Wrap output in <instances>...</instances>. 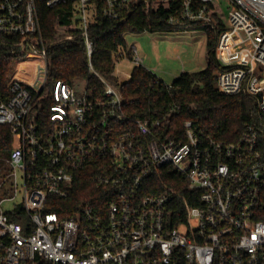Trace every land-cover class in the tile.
I'll use <instances>...</instances> for the list:
<instances>
[{"label":"built area","instance_id":"obj_1","mask_svg":"<svg viewBox=\"0 0 264 264\" xmlns=\"http://www.w3.org/2000/svg\"><path fill=\"white\" fill-rule=\"evenodd\" d=\"M229 1L216 49L227 69L217 86L223 94L256 96L264 114V0ZM216 3L0 0V45L16 57L8 96H0V124L9 125L14 138L0 174V264H264V122L249 123L227 143L202 140L186 120V140L163 139L155 134L159 121L128 120L119 88L91 62L103 97L86 89L77 94L58 80L44 115L48 123L41 117L49 73L43 8L72 6L90 59L89 28L99 13L122 21L139 6H162L175 25L210 21L219 14ZM132 61L143 65L135 46ZM29 62L33 82L15 76L19 64ZM90 164L102 200L63 218L53 210L55 200L72 196L80 170Z\"/></svg>","mask_w":264,"mask_h":264},{"label":"trees","instance_id":"obj_2","mask_svg":"<svg viewBox=\"0 0 264 264\" xmlns=\"http://www.w3.org/2000/svg\"><path fill=\"white\" fill-rule=\"evenodd\" d=\"M71 7L63 5L55 9H42L43 30L49 43V73L40 96L43 124L48 123L44 115L52 103L50 96L58 80L73 85L76 79H84L86 90L93 98L103 97L104 84L91 70L90 62L96 72L119 88L123 98V111L128 120L140 118L159 121L155 134L163 139L186 140V120L193 122V127L202 140L214 139L227 143L238 140L249 123L259 125L264 122V114L259 110L256 96L246 92L227 95L218 89V74L227 69L219 62L216 54L219 36L227 27L219 14L213 13L208 22L172 25L167 21L170 11L162 6L148 11L144 6H139L122 21L105 18L99 13L89 28L93 41V53L89 59ZM197 29L207 34L206 69L198 72L184 71L173 82L167 83L146 66L135 65L128 80H118L115 74L118 59L125 55L132 58L126 41L127 34ZM70 36L71 39L68 38ZM15 61L13 49L9 45H0V96H8L6 83ZM30 64L31 62L19 64L15 76L33 82L26 70ZM13 140L10 126L0 124V174L4 158L12 150ZM95 173L96 168L92 164L82 168L73 184L72 196L67 200H55L57 207L53 210L66 218L80 204L89 200L93 204L99 203L104 190L96 186ZM156 179L169 181L166 178ZM170 184L179 188L173 181ZM65 206H69L66 212L62 210ZM10 216L22 223L28 221L24 215L18 217L12 213Z\"/></svg>","mask_w":264,"mask_h":264},{"label":"rangeland","instance_id":"obj_3","mask_svg":"<svg viewBox=\"0 0 264 264\" xmlns=\"http://www.w3.org/2000/svg\"><path fill=\"white\" fill-rule=\"evenodd\" d=\"M160 5L156 2L155 7ZM217 12L228 23L232 5L229 0H217ZM128 49L135 46L145 65L155 69V73L171 83L183 71L198 72L207 68V34L203 30L157 31L129 33L126 35ZM136 64L127 55L116 63L118 80H128ZM73 86L77 94H84L86 81L76 79ZM116 86V85H115Z\"/></svg>","mask_w":264,"mask_h":264},{"label":"crops","instance_id":"obj_4","mask_svg":"<svg viewBox=\"0 0 264 264\" xmlns=\"http://www.w3.org/2000/svg\"><path fill=\"white\" fill-rule=\"evenodd\" d=\"M138 53H139V52H138ZM142 59H143V65L146 66V65H145V62H146V61H145V58H142ZM146 67L149 68L150 70H152L153 72H155V69L151 68L149 65H147ZM183 72H184V71H183ZM180 74H181V73H180ZM180 74H179V75H180ZM179 75H178V76H179ZM178 76H177V77H178ZM177 77H176V78H177ZM162 79H163V78H162ZM163 80H164V79H163ZM167 83H168V82H167Z\"/></svg>","mask_w":264,"mask_h":264},{"label":"bare ground","instance_id":"obj_5","mask_svg":"<svg viewBox=\"0 0 264 264\" xmlns=\"http://www.w3.org/2000/svg\"><path fill=\"white\" fill-rule=\"evenodd\" d=\"M35 83H38V82H35Z\"/></svg>","mask_w":264,"mask_h":264}]
</instances>
